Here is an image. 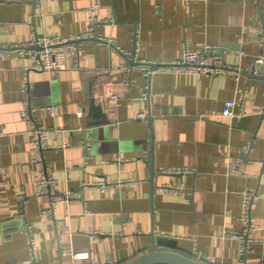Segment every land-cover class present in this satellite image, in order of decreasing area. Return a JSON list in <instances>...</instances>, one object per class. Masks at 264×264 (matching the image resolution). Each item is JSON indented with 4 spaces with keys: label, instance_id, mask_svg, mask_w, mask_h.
<instances>
[{
    "label": "crops",
    "instance_id": "1",
    "mask_svg": "<svg viewBox=\"0 0 264 264\" xmlns=\"http://www.w3.org/2000/svg\"><path fill=\"white\" fill-rule=\"evenodd\" d=\"M263 27L264 0H0V264H128L153 243L206 264H264V71L252 73ZM43 36H81L65 69L38 68ZM184 44L216 46L240 82L168 69ZM138 60L160 64L150 76ZM241 86L242 115L223 116ZM34 126L55 180L44 190ZM85 250L92 259L70 255Z\"/></svg>",
    "mask_w": 264,
    "mask_h": 264
},
{
    "label": "built area",
    "instance_id": "2",
    "mask_svg": "<svg viewBox=\"0 0 264 264\" xmlns=\"http://www.w3.org/2000/svg\"><path fill=\"white\" fill-rule=\"evenodd\" d=\"M264 29V27H263ZM93 34L87 33L84 35V37L92 36ZM81 36H70L65 38H57V37H35L32 44L38 43L40 45V48L36 51L34 50L32 53H34L35 56H37L38 59V68L41 70H48V71H54L59 69H65L67 67V54L68 50L70 48H74V40L80 39ZM263 43H264V34H263ZM24 46H19L18 49L22 50ZM137 62H143L140 63L137 67H140L145 71V74L153 73L155 68L149 73L148 69L143 60H138ZM169 67L170 70H181V71H187V72H196L201 73L205 75H224L227 73H232L235 76V79L240 82L241 75H242V69L241 67H236L234 65L227 64L225 62V58L223 53H220L216 46H209L207 49L199 51L190 49L187 44H184L183 46V52L180 58L174 59L172 61L163 63ZM256 66L253 68L252 73L255 75L261 74L260 67L261 65H264V52L261 54V56L257 57L255 59ZM131 74V69L126 70L124 73L123 78L120 80L119 84L121 86H128L129 82V76ZM239 100L237 99H227L225 108L223 109L222 115L223 116H240L242 115V111L236 112L235 108L237 105H242L243 97L245 88L240 87L239 88ZM103 96L109 103H114L118 97H119V91L116 89L115 85H113V82L107 81L104 84L103 88ZM51 114H54L55 108L52 106L50 108ZM78 114H83V109L80 108L78 110ZM21 115L23 118L27 120H32L33 114L31 111V108L29 106H26L22 109ZM57 131H61L60 129H57ZM45 130L41 128L40 126H34L31 132V140L32 143L36 149V163L38 167L40 168L42 175V178L40 180V186H42L43 190L44 187H49L52 184L55 183L54 178L50 175V173L47 170L45 160L42 154L43 146L46 143L45 139ZM241 161L235 160L231 164V169L235 173H241ZM264 168V167H263ZM104 186V185H103ZM75 195V194H74ZM74 195H66L65 199H69L71 197H74ZM253 197L248 194L247 197L244 199L243 202V211L241 214V220L248 223L250 213L252 208L254 207ZM247 231V230H246ZM62 255H67L68 251L64 247H62L61 251ZM70 255L73 259H92V252L91 250H85V251H71ZM242 264H245L244 262Z\"/></svg>",
    "mask_w": 264,
    "mask_h": 264
},
{
    "label": "water",
    "instance_id": "3",
    "mask_svg": "<svg viewBox=\"0 0 264 264\" xmlns=\"http://www.w3.org/2000/svg\"><path fill=\"white\" fill-rule=\"evenodd\" d=\"M135 63V62H134ZM140 63L143 62H136V65H140ZM146 65L150 66L153 70L155 66L159 65L160 63H154L151 61L144 62ZM260 72L264 71V65L260 67ZM151 76V74H150ZM92 110L93 111H101L104 118H107V113L103 111L102 105L94 99H92ZM151 124V121H150ZM152 125V124H151ZM152 128V127H151ZM159 245H162V241L158 243ZM128 264H206L201 259L197 258H191L188 256H185L181 253L172 251V250H166V249H158V245L156 243H153L149 251L145 252L144 255H141L137 257V259H134L133 261H130Z\"/></svg>",
    "mask_w": 264,
    "mask_h": 264
}]
</instances>
